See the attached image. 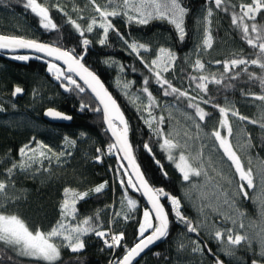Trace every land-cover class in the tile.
Wrapping results in <instances>:
<instances>
[{"label":"trees","instance_id":"16d2710c","mask_svg":"<svg viewBox=\"0 0 264 264\" xmlns=\"http://www.w3.org/2000/svg\"><path fill=\"white\" fill-rule=\"evenodd\" d=\"M41 2L48 5L58 2L69 16L76 19L82 26H86L87 20H80L78 17L88 18L93 15L92 5L88 0H41ZM242 2H248V0H229V4L235 5ZM97 3L103 5L106 0H97ZM183 5L188 9L184 24L186 36L183 42L178 39L175 28L167 21L152 20L147 25H138L128 24L124 18L115 17L112 18V22L130 40L136 39L152 48V52L142 53L146 60L155 58V50L160 46L174 51L178 57L175 69L164 75L174 86L188 89L195 95V85L189 88L188 76L199 75L191 67L197 55L206 64L205 74L212 72L219 74L223 71L222 65L216 64V61L228 60L235 56L255 57L253 50L241 39L240 32L231 25L230 12L216 9L210 0H183ZM209 7L213 10L211 18L213 44L210 49L198 53L197 49L202 42L204 28L201 20ZM235 10L238 12L239 7ZM50 11L52 18L58 24V31H46L41 28L38 18L23 7V0H0V34L25 36L40 42L62 46L65 49L75 48L77 53H81V38L67 23V17L54 7H51ZM256 22L264 24V18L258 15ZM86 36L91 43L87 47L83 63L99 76L124 112L130 125L129 140L146 180L151 186L163 188L169 194L181 198L184 214L195 224L192 211L182 195L187 182L182 179L173 163L166 158V154L161 152L156 143V137L140 119L137 107L130 102L116 83L118 79L131 81L133 84L130 91L137 93L142 87L143 79L149 76L148 70L141 65L135 55L129 53L114 32L109 33L106 45L98 43L99 36L96 30L93 33H86ZM11 56L0 53V104L4 109L0 111V180L8 179L7 168L11 167L13 162L19 161V149L29 144L33 137L35 141L47 145L55 153L67 151L71 152V155L61 157L59 162L55 158L51 162L43 161V169L47 171L41 169L36 172L35 167H39L38 165L34 166L33 172L22 173L17 170L8 184L7 196L11 202L5 203L6 211L18 214L30 226L47 230L59 219V206L65 187L86 191L107 181L108 186L102 193H91L77 204L79 217L94 216L97 211H100L104 226L106 228L110 226L116 232L123 231L125 233L123 243L131 246L137 236L141 209L146 206L139 193L130 190L129 195L137 200L138 208L133 211L125 208L124 211L129 218L127 220L122 217L117 218L118 222L109 225L112 214L118 210L121 211L118 208L123 190L111 170L117 166L116 157L105 154L100 161L95 159L98 155L96 149L101 148L106 151L107 144L111 142L105 132L101 115L90 110L80 111V97L75 93H65L57 83L51 80L53 75L47 71V61L36 59L33 55L28 61L14 60ZM186 58L189 59L186 60ZM119 65L124 66V71H120ZM133 68L135 71L132 70ZM248 71L257 76L262 75L261 70L256 66H249ZM228 84L231 86L225 87ZM15 86L22 87L24 92L13 97L11 93ZM149 87L160 104V107L155 109L156 115L165 116L163 106L168 103L176 104L188 113L194 112L193 109L186 107V100L178 101L172 96H163L154 79L150 80ZM208 88L213 103L223 106L227 99L237 106L242 115L257 122L247 128L252 139L253 152L264 163V129L260 127L264 119L255 118L251 113L247 115L245 112L247 109L245 103L250 104L252 112H257L259 109L264 111V105L259 100L244 94H261L259 81L249 80L248 75L243 74L236 80L225 79L221 85L209 84ZM84 99L87 100L88 97L85 96ZM201 106L211 113V116L201 125L202 129L210 131V126L217 124L219 113L211 105L202 104ZM47 108L59 110L71 116L72 119L67 123L47 122L42 117L43 111ZM197 122H199L198 118ZM166 124L167 118L165 129ZM81 133L84 135L81 136ZM66 136L76 141L75 146H65L64 137ZM145 142L151 144L155 159L163 165V171L167 172V176L163 175L153 155L143 148ZM32 146L35 147V142H32ZM246 191L248 198L240 197L241 209L253 214L254 203L251 190L246 188ZM262 194L264 196V185ZM162 203L170 213L169 235L142 253L133 264H214V257L208 253L207 249L203 253L192 251V241L197 240L201 242V246L206 244L207 248L224 261V264H251L253 259H256L259 264H264L263 260L241 248L231 259L226 257L219 250L217 242L206 237L200 230L199 235L189 233L185 225L178 222L174 214L170 212L168 201L162 198ZM84 239L86 247L83 252L71 253L62 249L61 259L57 264H109L110 260L124 255L123 247L105 248L101 251L104 245L94 235L86 236ZM180 244H184L185 247L179 248ZM154 253H159V256ZM7 255L11 253H6L0 259L6 260ZM13 259L15 264H35L28 258L13 257Z\"/></svg>","mask_w":264,"mask_h":264},{"label":"snow or ice","instance_id":"6c2138e0","mask_svg":"<svg viewBox=\"0 0 264 264\" xmlns=\"http://www.w3.org/2000/svg\"><path fill=\"white\" fill-rule=\"evenodd\" d=\"M92 5L93 15L85 18L79 16L80 20H87L86 26H82L76 19H72L68 12L60 6L58 2L48 5L41 0H23V7L30 10L41 28L46 31H58V24L51 15L50 8L54 7L67 17L69 23L81 38L82 52L77 53L75 48L65 49L62 46L40 42L37 39L27 38L18 35L0 34V50H7L13 53L12 59L18 61H28L32 57L29 55L15 54L19 50H31L32 52L43 54L36 56V59L51 58L47 61V71L60 82L59 86L65 92L75 93L80 97L79 110H90L100 114L104 123L105 132L109 135V142L106 151L97 148L98 155L95 157L97 161L101 160L102 155H111L116 157L117 166L111 169L114 172L117 182L122 188V199L120 200L121 211L112 214L109 225L118 222L117 218L122 217L127 220L128 211L136 210L138 202L129 195V191L139 192L141 197L147 201V207L143 210V219L139 223L137 236L131 246L124 244L125 233L123 231H113L112 228L105 227L101 220L100 211L94 216L80 218L77 204L86 199L91 193L100 194L108 186L105 181L94 188L86 191H78L69 187L63 189V199L59 206V219L49 229L43 230L40 227L30 226L25 219L18 214L9 213L5 209V203L11 202L7 196V188L11 177L18 170L22 173L38 172L43 169V161L51 162L53 158L60 161L61 157L70 156L71 152L62 151L55 153L47 145L35 141L25 144L19 149V161L13 162L11 167L7 168V180H0V257L10 252L11 255L5 259H0V264H15L13 257H23L35 262V264H57L61 259V250L68 249L71 253H81L86 247L85 237L94 235L99 238L106 249L124 248L122 257L110 260L109 264H133V261L144 253L150 246L156 244L169 235V210H166L162 198L170 204V212L174 214L177 221L183 223L189 233L199 235L200 225L193 224L192 220L187 217L182 208L181 198L171 195L163 188L151 186L145 179L140 165L137 163L134 155L133 145L129 140L130 125L125 117L124 112L117 103V100L105 87L99 77L91 71L83 63L84 55L91 41L87 38L86 33L98 32V43L106 45L110 32H114L123 42L130 54L135 55L141 65L148 70L149 76L142 81V87L137 93L130 91L133 82L127 80H117V86L121 88L125 96L133 105L137 106V111L151 131L156 137V143L159 145L161 152L166 154V158L175 165V168L182 174V179L191 182L193 177H204L206 183H211L215 189L216 199L220 202L221 207L226 206L228 209L237 213L238 217H244L245 213L239 210L236 202L237 197L248 198L247 189H252L253 173L251 167L246 168L238 155L232 139L234 138L233 127L230 120L236 118L242 122L257 123L249 120L248 117L241 115L238 110L231 106L230 101H225V106L213 103L209 96V84L221 85L225 79L236 80L241 75L247 74L249 80H258L261 87V94L244 93L254 100H259L264 105V24L256 22L257 16L264 18V0H248L239 5L229 4V0H210L214 3L216 9L230 12L231 25L240 32L241 39L253 50L255 58L244 56H235L234 58L216 61L218 65H222L223 71L219 74L212 72L205 74L206 64L197 55V58L191 63L194 72L199 75H189V88L194 84V91L182 89L174 86V84L164 75L173 71L178 59L177 54L170 48L160 46L155 50V58L146 60L142 53L152 52V48L141 43L136 39H129L124 33L112 22V18L122 17L128 24L147 25L152 20L167 21L171 24L177 34L178 39L183 42L186 36L185 17L188 9L183 5V0H106L101 5L97 0H88ZM239 7L237 12L235 9ZM213 10L211 7L206 9L201 23L204 25L202 42L198 46L197 52L210 49L213 44L211 34V18ZM252 21V23H248ZM189 58H186V60ZM108 63V61H105ZM112 63H116L112 61ZM249 66L258 67L262 75L257 76L255 73L248 71ZM120 71H124V66L119 65ZM240 69L239 71H236ZM135 71V68L132 69ZM154 79L159 85V90L163 96H172L178 101L186 100V107L193 109V113H185L186 120L191 121L195 127V135L185 129L183 132L172 128L165 131L164 125L166 117L162 114L156 115L155 109L160 107L159 101L150 90V80ZM231 85H225L230 87ZM24 89L15 86L11 95L13 97L22 94ZM36 94L35 92L33 93ZM88 99L85 100L84 97ZM207 97V98H206ZM146 101V102H145ZM211 105L217 109L219 120L217 124L209 132H203L202 123L211 113L205 110L201 105ZM142 105V107H141ZM4 109L0 107V111ZM144 113H147L145 115ZM45 116L58 120H71L72 117L54 108H48ZM171 118V114L169 115ZM197 118L198 121L197 122ZM260 127L264 129V122L260 123ZM212 140V146L209 149V155L205 156L206 144L201 143L198 148L193 150L196 141L201 140V133ZM84 134L81 133V136ZM35 142V147L32 146ZM65 146H75L76 141L69 137H64ZM250 141L241 145V148L251 147ZM143 148L153 155L155 163L160 166L163 175L167 176V172L163 171V165L159 160L155 159L153 149L149 142L143 144ZM218 153L219 159L214 160L211 153ZM126 162V163H125ZM227 164L230 175H226L223 166ZM211 169L219 181L213 182L215 177L209 175ZM47 171V169H43ZM223 182V183H221ZM235 185V189L229 195L228 189ZM225 185L228 187L226 188ZM191 187L196 189L200 187L192 184ZM186 198L191 200L192 197L186 193ZM207 199L202 195L201 200ZM260 215L264 218V201H261ZM206 207L212 208L209 203L207 205L201 203L198 211L203 213ZM213 211H219V208H213ZM222 218L230 221L233 227L215 229L210 233L211 238L220 244L221 251L226 256H232L234 249L242 244L248 247L252 246L253 240L259 243V256L264 258V226L258 227L254 237L243 230L245 225L243 222L238 223V219L227 213H220ZM237 226L240 231H237ZM192 251L203 253L207 249L208 253L213 255L214 264H224L216 253H213L207 245L201 246L200 241H192ZM184 244H180L179 248H184ZM159 256V253H154ZM251 264H259L253 259Z\"/></svg>","mask_w":264,"mask_h":264},{"label":"rangeland","instance_id":"374dc122","mask_svg":"<svg viewBox=\"0 0 264 264\" xmlns=\"http://www.w3.org/2000/svg\"><path fill=\"white\" fill-rule=\"evenodd\" d=\"M47 1H49V0H47ZM23 55H29V54L23 53ZM29 56H31V55H29ZM223 106H225V103ZM231 106H233L236 110H238L237 106L232 102H231ZM0 107H1V104H0ZM141 107H142V105H141ZM245 107H247V109L245 111L247 113V115H248V113L249 114L251 113L255 118L264 119V111L263 110L259 109V110H257V112H254V111L252 112V110L250 109L249 103H245ZM163 109H164V114L167 118V124H166L165 131H168L172 128H176L178 131L183 132L185 129H187L193 135H195L196 130H195L194 124L191 121L186 120L185 113H188L187 111H185L183 108H181L178 105L173 104V103L165 104L163 106ZM238 112H239V110H238ZM239 113L241 114V112H239ZM144 114L147 115V113H144ZM170 114H171V118H169ZM230 120L232 123L233 133H234V138L232 139V143H233L238 155H240L241 160L244 163L245 167L246 168L251 167V169H252L254 187L250 190H251V198H252V201L254 203V212H253V214H250L249 212L242 210L241 205H240L241 204L240 197H237L236 202H237V205L239 207V210L245 213L244 217H242V218L238 217L237 213L234 212L233 210L228 209L226 206L221 207L220 202L217 201V199H216L215 189L212 187L211 183H206L204 177H193V178H191V182H187L186 187L182 190V195H183L185 203L189 206V208L192 211L195 224L200 225L199 230L209 239H212L210 233H213L215 229L233 227L231 222L224 220L220 213H227V214L232 215L233 217L238 219V223L243 222L245 225V229L243 230V232L247 233L250 238L255 236V232L258 230V227L264 226V218H262L260 215V210L262 207L261 201H264V196L262 194V189H263V185H264V163L261 160V158L253 152L252 139H251V136L248 132L249 128H247V127H252L253 123H249L247 121L242 122L236 118H231V117H230ZM249 120H253V119L249 118ZM214 126L215 125L210 126V131L212 130V128ZM203 132H209V131H206L203 129ZM203 132L201 133V140L196 141L195 144L193 145V150H195V148H198L201 143L206 144L208 147L205 148V156L207 157L209 155V149L212 146V140L205 137L203 135ZM249 141L252 145L251 147H249V148H241L240 147L241 145L246 144ZM211 155H212L214 160L219 159L218 153L213 152V153H211ZM108 156H110V155H108ZM174 167H175V165H174ZM223 168H224V172L226 175L231 174L228 167H227V164H225L223 166ZM209 175L212 177H215V180L213 182L219 181V177H216V174L211 169H209ZM181 177H182V174H181ZM221 183H223V182H221ZM192 184H197L200 187L193 189L191 187ZM225 187L227 188L228 186L225 185ZM234 189H235V185L233 184V186L228 189L229 195L232 194ZM186 193H189L191 195V197H192L191 200L186 198ZM202 195L206 196L207 199L201 200ZM201 203H203L205 205L210 203L213 207L212 208L206 207L204 209L203 213H201L200 211H198V208L201 205ZM144 208L145 207H143L141 209L140 222L143 219ZM213 208H219V211H213ZM118 209H121V207H119ZM236 230L240 231L238 226H237ZM212 240L217 242L215 239H212ZM218 245H219V250L221 251L222 246L220 244H218ZM239 248L246 250V251H249L251 254L257 256L260 260H263V263H264V258L260 257L258 254L260 251L258 241L253 240L251 247H248L247 245H244V244H242L241 246H237L234 249L233 255H236ZM63 249H66V248H63ZM66 250L69 251L68 249H66ZM222 254H224V253L222 252ZM233 255L232 256H226L225 255V256L230 257V259H231L233 257Z\"/></svg>","mask_w":264,"mask_h":264},{"label":"water","instance_id":"95a60500","mask_svg":"<svg viewBox=\"0 0 264 264\" xmlns=\"http://www.w3.org/2000/svg\"><path fill=\"white\" fill-rule=\"evenodd\" d=\"M0 53L1 54H5V55H13V53L12 52H10V51H7V50H0ZM23 53H25V54H29V55H33V56H42L43 54H39V53H35V52H32L31 50H19L17 53H15V54H23ZM42 59H44V60H46V61H48L49 59H51V58H42ZM86 66V65H85ZM87 67V66H86ZM89 68V67H88ZM90 69V68H89ZM91 70V69H90ZM92 71V70H91ZM96 74V73H95ZM97 75V74H96ZM98 76V75H97ZM99 77V76H98ZM100 79V78H99ZM51 80L54 82V83H57L58 85L60 84V82L59 81H57L55 78H54V76H51ZM101 80V79H100ZM102 81V80H101ZM103 83V82H102ZM105 85V84H104ZM60 87V86H59ZM106 87V86H105ZM61 88V87H60ZM107 88V87H106ZM61 90H63V88H61ZM64 91V90H63ZM65 92V91H64ZM66 93V92H65ZM48 109V108H47ZM45 111H46V109L43 111V114H42V117H43V119L44 120H46L47 122H50V123H67V122H69L70 120H58V119H52V118H50V117H47V116H45ZM102 123H103V121H102ZM103 126H104V129H105V125H104V123H103ZM108 135V134H107ZM108 137H109V135H108ZM126 163V162H125ZM138 163V162H137ZM142 171V170H141ZM146 179V178H145ZM139 193V192H138ZM140 194V193H139ZM140 197H141V195H140ZM141 199L143 200V202H144V204H145V206L147 207L148 205H147V201H146V199L145 198H143V197H141ZM159 242V241H158ZM157 242V243H158ZM155 245V244H154ZM154 245H152V246H154ZM152 246H150V248L152 247ZM146 250H148V249H146ZM145 250V251H146ZM142 254V253H141ZM139 257H137L134 261H136L137 259H138ZM133 261V262H134Z\"/></svg>","mask_w":264,"mask_h":264},{"label":"bare ground","instance_id":"6f19581e","mask_svg":"<svg viewBox=\"0 0 264 264\" xmlns=\"http://www.w3.org/2000/svg\"><path fill=\"white\" fill-rule=\"evenodd\" d=\"M44 60V59H43ZM46 61V60H45Z\"/></svg>","mask_w":264,"mask_h":264}]
</instances>
